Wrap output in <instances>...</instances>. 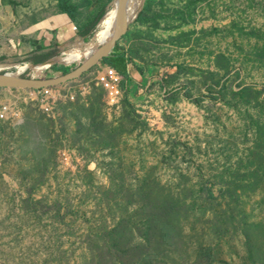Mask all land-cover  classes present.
Segmentation results:
<instances>
[{
    "label": "rangeland",
    "instance_id": "obj_1",
    "mask_svg": "<svg viewBox=\"0 0 264 264\" xmlns=\"http://www.w3.org/2000/svg\"><path fill=\"white\" fill-rule=\"evenodd\" d=\"M57 1L0 0V23ZM140 1L114 90L98 63L6 95L0 264H264V0Z\"/></svg>",
    "mask_w": 264,
    "mask_h": 264
},
{
    "label": "crops",
    "instance_id": "obj_2",
    "mask_svg": "<svg viewBox=\"0 0 264 264\" xmlns=\"http://www.w3.org/2000/svg\"><path fill=\"white\" fill-rule=\"evenodd\" d=\"M65 2L68 5L67 9L61 8L57 1L56 11L48 12L39 21H31L25 26L18 22L12 23L9 16H1L3 20L0 23V63L12 65L28 61L33 65L42 64L43 61L45 63L57 58L58 55L48 59L68 46L76 43L80 46L87 44L93 37L97 23L112 5L113 0ZM126 71L128 74L127 65ZM13 91V88H0V125L1 111L4 106H10L6 95Z\"/></svg>",
    "mask_w": 264,
    "mask_h": 264
},
{
    "label": "water",
    "instance_id": "obj_3",
    "mask_svg": "<svg viewBox=\"0 0 264 264\" xmlns=\"http://www.w3.org/2000/svg\"><path fill=\"white\" fill-rule=\"evenodd\" d=\"M128 3L129 0L115 1V20L110 39L105 43L99 44L95 48L93 53L90 54L87 58H85V60L80 63L77 67L70 69L66 73H63L58 76L38 78L26 77L21 75L20 73L0 71V88L37 90L54 87L79 77L84 72L88 71L90 68L100 63L103 58L107 57L113 51L116 42L121 38L127 27V21L125 22V19L127 20ZM99 22L97 23L96 28L98 27Z\"/></svg>",
    "mask_w": 264,
    "mask_h": 264
},
{
    "label": "bare ground",
    "instance_id": "obj_4",
    "mask_svg": "<svg viewBox=\"0 0 264 264\" xmlns=\"http://www.w3.org/2000/svg\"><path fill=\"white\" fill-rule=\"evenodd\" d=\"M115 1L113 0L112 6L107 10V12L104 14V16L101 18L98 29L95 32V42L97 45L101 43H105L108 41L111 37L114 20H115ZM140 0H129L128 8H127V20L125 19V22L127 21V26L130 24V21L134 19L136 16L139 8H140ZM95 50L94 46H88L86 48L81 49L80 47H74L68 50H65L63 52V55L58 56L57 58H54L56 60L64 61L66 63H80L83 59L87 58L90 54L93 53ZM52 59V60H54ZM51 61H47L43 63L41 66H37L36 70H43L44 68H47L52 64ZM18 68V71H11L14 73H21L25 67H21L19 64L16 65ZM11 65L6 64H0V71H3L5 69H11Z\"/></svg>",
    "mask_w": 264,
    "mask_h": 264
},
{
    "label": "built area",
    "instance_id": "obj_5",
    "mask_svg": "<svg viewBox=\"0 0 264 264\" xmlns=\"http://www.w3.org/2000/svg\"><path fill=\"white\" fill-rule=\"evenodd\" d=\"M19 65L21 67H25V69L20 73L23 76L27 74L30 75L31 72L39 71V70H36L35 68L36 65H32L28 61L20 62ZM14 68L18 70V68L16 67ZM117 78H118V74L115 72V70L108 67V65H106V68L104 69V71L100 73L99 82L104 86V88L111 91V90H114V88L116 87L114 85V81L117 80ZM43 89L46 90V88H43ZM31 90L33 92H36V91L41 92L42 89H37V90L31 89ZM9 110H10L9 106H4L3 110L1 111V119H5V113H7Z\"/></svg>",
    "mask_w": 264,
    "mask_h": 264
},
{
    "label": "trees",
    "instance_id": "obj_6",
    "mask_svg": "<svg viewBox=\"0 0 264 264\" xmlns=\"http://www.w3.org/2000/svg\"><path fill=\"white\" fill-rule=\"evenodd\" d=\"M58 1H59L61 8H65V9L68 8L67 3L65 2L66 0H58ZM76 46H78L77 43L73 46H68L67 48L64 49V51L67 49L74 48ZM59 54L60 53L52 55L48 59L52 58L53 56L59 55ZM100 63L108 65L109 67L114 69L116 73L119 74L120 76L124 78L127 77V71H126L127 59L125 57V54L122 51L116 50V48H114L113 51L107 57L103 58L100 61ZM24 76L31 77L30 75H24Z\"/></svg>",
    "mask_w": 264,
    "mask_h": 264
}]
</instances>
